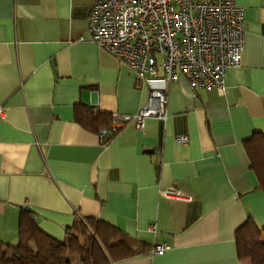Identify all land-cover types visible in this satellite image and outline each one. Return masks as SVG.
I'll use <instances>...</instances> for the list:
<instances>
[{
  "label": "crops",
  "instance_id": "crops-1",
  "mask_svg": "<svg viewBox=\"0 0 264 264\" xmlns=\"http://www.w3.org/2000/svg\"><path fill=\"white\" fill-rule=\"evenodd\" d=\"M235 3L245 44L225 91L194 90L178 74L165 121L130 122L102 142L75 121L76 108L133 115L162 71L144 86L90 40L93 0H0L1 243L17 244L27 208L58 241L92 217L146 246L113 264H249L237 260L234 234L248 218L264 229V193L244 149L264 134V0Z\"/></svg>",
  "mask_w": 264,
  "mask_h": 264
},
{
  "label": "built area",
  "instance_id": "built-area-1",
  "mask_svg": "<svg viewBox=\"0 0 264 264\" xmlns=\"http://www.w3.org/2000/svg\"><path fill=\"white\" fill-rule=\"evenodd\" d=\"M87 33L98 48L130 69L144 86L163 73L160 87L150 85L144 106L133 115L113 114L109 127L98 131L103 142L113 138L127 123L137 130L144 121L167 118V92L177 75L190 87L224 92L228 69L242 66L243 13L235 0H93ZM0 109V118L3 117ZM185 144L187 137L174 138ZM160 194L182 199L175 190ZM156 246L152 254L162 255Z\"/></svg>",
  "mask_w": 264,
  "mask_h": 264
},
{
  "label": "trees",
  "instance_id": "trees-1",
  "mask_svg": "<svg viewBox=\"0 0 264 264\" xmlns=\"http://www.w3.org/2000/svg\"><path fill=\"white\" fill-rule=\"evenodd\" d=\"M74 117L83 128L96 133L112 122L111 115L85 108H76ZM244 149L258 188L264 193V134L253 133L244 142ZM263 230L251 218L236 229L238 261L264 264ZM146 250V246L116 227L92 217H78L66 228L64 239L55 240L40 230L31 210L22 208L18 215V242L15 246L0 242V264H113Z\"/></svg>",
  "mask_w": 264,
  "mask_h": 264
},
{
  "label": "rangeland",
  "instance_id": "rangeland-1",
  "mask_svg": "<svg viewBox=\"0 0 264 264\" xmlns=\"http://www.w3.org/2000/svg\"><path fill=\"white\" fill-rule=\"evenodd\" d=\"M26 264H29V262H27Z\"/></svg>",
  "mask_w": 264,
  "mask_h": 264
}]
</instances>
